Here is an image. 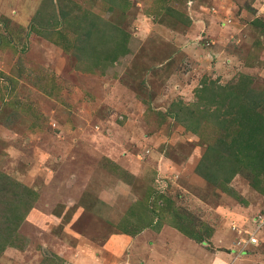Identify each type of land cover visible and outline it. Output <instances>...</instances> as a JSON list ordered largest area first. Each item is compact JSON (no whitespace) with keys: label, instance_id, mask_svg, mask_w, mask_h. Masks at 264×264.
<instances>
[{"label":"rangeland","instance_id":"obj_1","mask_svg":"<svg viewBox=\"0 0 264 264\" xmlns=\"http://www.w3.org/2000/svg\"><path fill=\"white\" fill-rule=\"evenodd\" d=\"M142 198L264 264V0H0V264H117Z\"/></svg>","mask_w":264,"mask_h":264},{"label":"crops","instance_id":"obj_2","mask_svg":"<svg viewBox=\"0 0 264 264\" xmlns=\"http://www.w3.org/2000/svg\"><path fill=\"white\" fill-rule=\"evenodd\" d=\"M119 209L117 205L115 218L108 221L110 225L117 226L123 218L124 213H119ZM103 211L108 213L106 208ZM99 249L102 260L109 261L112 256L117 264H243L239 259L232 262L230 254L217 250L205 253L157 217L153 218L151 227H144L134 236L120 232L108 236Z\"/></svg>","mask_w":264,"mask_h":264},{"label":"trees","instance_id":"obj_3","mask_svg":"<svg viewBox=\"0 0 264 264\" xmlns=\"http://www.w3.org/2000/svg\"><path fill=\"white\" fill-rule=\"evenodd\" d=\"M66 15L62 14V20L65 18L66 19ZM87 33L90 35V32L87 31ZM126 179V178H125ZM129 179H126V181H128ZM120 199V198H119ZM144 198H142L141 201H136L135 199L133 200L134 202L131 203V205H129L126 210H125V205L121 202V200L119 202H117L118 208L122 207L124 208H120V210H122L124 212V216L121 219V221L118 223L117 228L126 234H136L139 233V231H141V229H143L144 227H151L153 225V218L157 217L158 219H161V217L163 218V214L164 213H171V211H169V205H165L164 208L158 211H154L151 210L152 206L151 205H147L146 203H144L143 201ZM125 203V202H124ZM171 215V214H170ZM164 219V218H163ZM174 219V220H173ZM170 226H175V228H178L179 232L182 233L184 236L188 235V229H184L187 226V222H185V220L183 219V217L178 216V218L173 217L171 215L170 218ZM157 226V225H156Z\"/></svg>","mask_w":264,"mask_h":264},{"label":"built area","instance_id":"obj_4","mask_svg":"<svg viewBox=\"0 0 264 264\" xmlns=\"http://www.w3.org/2000/svg\"><path fill=\"white\" fill-rule=\"evenodd\" d=\"M256 223H257L256 230H259L261 227L264 228V217L263 218L262 217L256 218ZM254 224H255V221H254ZM246 242L248 244H255V243H257L256 242V238H255V234L254 233L251 234V235L249 234L248 237H247Z\"/></svg>","mask_w":264,"mask_h":264}]
</instances>
